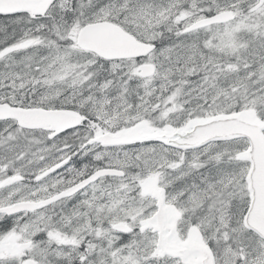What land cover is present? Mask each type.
<instances>
[{
  "label": "snow or ice",
  "instance_id": "1",
  "mask_svg": "<svg viewBox=\"0 0 264 264\" xmlns=\"http://www.w3.org/2000/svg\"><path fill=\"white\" fill-rule=\"evenodd\" d=\"M0 264H264V0H0Z\"/></svg>",
  "mask_w": 264,
  "mask_h": 264
}]
</instances>
